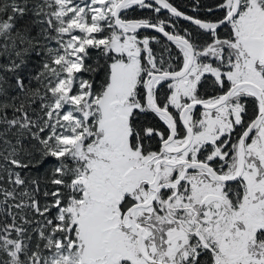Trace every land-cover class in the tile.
I'll list each match as a JSON object with an SVG mask.
<instances>
[{
    "label": "snow or ice",
    "instance_id": "obj_1",
    "mask_svg": "<svg viewBox=\"0 0 264 264\" xmlns=\"http://www.w3.org/2000/svg\"><path fill=\"white\" fill-rule=\"evenodd\" d=\"M200 7L0 0V264H264V0Z\"/></svg>",
    "mask_w": 264,
    "mask_h": 264
},
{
    "label": "trees",
    "instance_id": "obj_2",
    "mask_svg": "<svg viewBox=\"0 0 264 264\" xmlns=\"http://www.w3.org/2000/svg\"><path fill=\"white\" fill-rule=\"evenodd\" d=\"M171 2L175 6H177L181 11H186L189 15L195 14L191 11V8L193 7V5H195L197 3V0H171ZM213 3H214V0H199V4L201 5L200 14L203 15L204 12L206 11V8L212 6ZM150 14L151 13L149 11L145 10V11H137V12L131 13L130 15L147 16ZM162 15H163V13H162ZM181 23L186 27L188 26L186 24V22L181 21ZM90 55H91L92 59H90L88 61V63L92 64V63H94L95 59L97 58L98 53L96 51H91ZM39 59L40 58L36 57V56H33L31 58V60L29 62V70L34 71L37 68ZM98 79H99V77H98ZM200 91H201V94L204 96H211V95L217 94V90L212 87L211 80H208L207 82H205L204 86L201 88ZM199 111H200V109L198 108L197 112H199ZM52 163H53L52 161H49L48 163L44 164L42 166V168L40 169V171L42 172L44 169L50 167L52 165Z\"/></svg>",
    "mask_w": 264,
    "mask_h": 264
}]
</instances>
